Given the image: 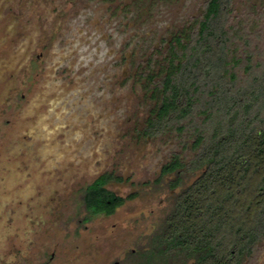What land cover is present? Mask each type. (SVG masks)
Returning <instances> with one entry per match:
<instances>
[{
	"label": "rangeland",
	"instance_id": "rangeland-1",
	"mask_svg": "<svg viewBox=\"0 0 264 264\" xmlns=\"http://www.w3.org/2000/svg\"><path fill=\"white\" fill-rule=\"evenodd\" d=\"M204 2L0 0V264H129L149 244L180 191L161 170L196 149L142 136L156 101L144 73ZM232 25L244 82L247 59L264 67V0H234ZM107 173L127 201L84 221V189ZM245 264H264V237Z\"/></svg>",
	"mask_w": 264,
	"mask_h": 264
},
{
	"label": "trees",
	"instance_id": "trees-1",
	"mask_svg": "<svg viewBox=\"0 0 264 264\" xmlns=\"http://www.w3.org/2000/svg\"><path fill=\"white\" fill-rule=\"evenodd\" d=\"M233 2L205 0L164 42L163 61L148 62L144 77L156 101L142 136L188 134L196 154L163 166L160 177L174 175L169 188L180 191L129 264H245L264 237V67L247 59L249 77L240 82L234 41L244 37L234 32ZM189 176L197 177L184 185ZM112 180L107 173L84 189V221L113 215L127 201L107 189Z\"/></svg>",
	"mask_w": 264,
	"mask_h": 264
}]
</instances>
